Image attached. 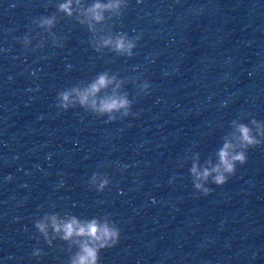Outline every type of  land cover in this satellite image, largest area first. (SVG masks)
<instances>
[{
	"label": "water",
	"instance_id": "water-1",
	"mask_svg": "<svg viewBox=\"0 0 264 264\" xmlns=\"http://www.w3.org/2000/svg\"><path fill=\"white\" fill-rule=\"evenodd\" d=\"M66 2L0 0V264H71L83 240L49 224V244L34 227L52 214L117 225L98 264H264V143L207 196L190 176L196 154L201 168L217 162L233 120L264 121V0H126L91 31L81 13L108 0H73L71 17ZM121 33L138 38L131 58L95 50ZM105 72L136 115L106 123L56 106ZM93 173L110 177L102 193Z\"/></svg>",
	"mask_w": 264,
	"mask_h": 264
},
{
	"label": "clouds",
	"instance_id": "clouds-1",
	"mask_svg": "<svg viewBox=\"0 0 264 264\" xmlns=\"http://www.w3.org/2000/svg\"><path fill=\"white\" fill-rule=\"evenodd\" d=\"M80 0H76V6L79 7ZM128 7L126 0H108L107 3H94L81 14L85 17L79 21L81 24L88 23L89 30H92L94 24L104 21L106 12L121 16L122 10ZM60 12L71 17L73 15V0H67L66 3L59 5ZM55 23V17L41 18L39 27L52 28ZM19 42L25 50L31 43L29 37L25 35ZM138 46V38H130L127 34L121 33L116 35H108L101 38L96 46V51L100 48H109L118 56L131 58L134 49ZM116 77H109L108 73L100 74L90 84L80 87L78 85L68 89L59 91L56 96V106L62 111L81 108L86 112L101 118L107 117L106 123H115L118 119L124 120L130 115H136L132 112L133 102H130L128 95H118L121 87ZM115 84L113 93L103 99H97L98 94ZM151 85L147 80L140 85V94L148 93ZM231 127L234 134L231 139H226L223 146L216 153L217 162L212 163L211 160L207 165L201 168L199 164V155L193 158L194 162L190 168V176L192 178L193 188L196 192L207 196L211 189L207 186L209 183L222 187L229 178L235 175L236 166H243L247 162V153L249 149L256 148L264 143V121L251 119L249 123H243L233 120ZM110 177L106 174L93 173L89 180L91 188L98 193H102L110 185ZM49 224L59 238L63 241L70 242L74 238L83 240L79 245L80 251L72 259L71 264H98L100 252L115 247L120 239V230L112 221L111 223H99L93 219L91 222H79L76 218H72L67 222H61L56 214L45 215L43 220L35 222L34 227L45 240L50 244L51 240L48 236ZM54 238V237H53ZM33 257H40L39 249H33Z\"/></svg>",
	"mask_w": 264,
	"mask_h": 264
}]
</instances>
